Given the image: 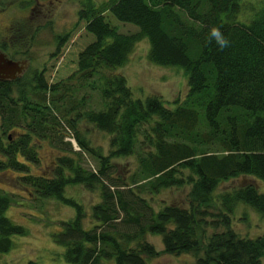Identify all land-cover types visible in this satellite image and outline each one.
<instances>
[{
  "label": "trees",
  "instance_id": "16d2710c",
  "mask_svg": "<svg viewBox=\"0 0 264 264\" xmlns=\"http://www.w3.org/2000/svg\"><path fill=\"white\" fill-rule=\"evenodd\" d=\"M237 10L238 0H105L98 7L88 2L77 11L73 28L56 36L40 69L0 79L1 130L24 128L5 140L0 134V172H19L18 184L29 186L36 197L74 209L72 218L50 231L65 262L147 264L158 251L146 235L157 233L165 253L204 250L195 264H264V234L239 238L227 230L212 234L207 244L202 239L207 218L212 227L227 224L237 203L264 219V191L255 184H264V0L247 24L233 20ZM105 11L137 31H117ZM213 26L229 47L221 50L209 42ZM143 37L149 62L179 67L186 76V97L173 108L154 95L133 98L115 71ZM84 74L97 75L102 107L79 110L78 101L68 107L67 117L60 115L74 134L76 151L63 141L66 130L55 126L62 119L54 110L64 81ZM79 119L110 135L107 155L78 136ZM32 133L62 152L49 171L30 173L28 163L38 162L29 144ZM82 152L95 158L94 169L82 166ZM131 155L133 170L111 176L110 159ZM239 176L248 181L214 193L219 183ZM73 183L98 192L87 228L81 205L63 194ZM183 185L190 186L185 206L168 203L153 210L152 194ZM10 199L0 189V254L10 249L11 235L25 234L4 215Z\"/></svg>",
  "mask_w": 264,
  "mask_h": 264
},
{
  "label": "rangeland",
  "instance_id": "374dc122",
  "mask_svg": "<svg viewBox=\"0 0 264 264\" xmlns=\"http://www.w3.org/2000/svg\"><path fill=\"white\" fill-rule=\"evenodd\" d=\"M44 1V0H42ZM105 0H50L42 7L48 9L45 13L33 12L26 15V10L19 5L20 0H12L5 9L11 7L12 12L20 24H24V20L29 19L26 23V29L23 31H35L34 38L22 45V49L18 51L2 52L12 60L20 61L28 57V62L21 74H28L33 69H40L48 60L50 52L55 46V38L73 28L77 19V11L90 2L98 7ZM1 3L6 0H0ZM263 0H238V10L233 20L238 23L247 24L253 17L256 10L260 7ZM12 6H14L12 8ZM27 18H26V17ZM21 17V18H18ZM104 18L111 26H114L119 32H134L137 27L131 23L121 22L115 19L107 11L104 12ZM5 21L0 19V31L3 30ZM24 48H28L29 52L22 53ZM148 50V41L146 38L139 39L132 51L130 52L126 62L115 69L125 78L126 85L131 91L133 98L144 100L145 97L154 95L161 99L162 103L168 108H173L176 104H181L188 92L186 76L181 68L176 66H161L151 63L147 60L146 54ZM24 74V75H25ZM61 88L62 98L57 101L54 114L60 117L71 105L81 102L79 110L98 109L102 107L98 90L97 75L76 76L75 78L64 81ZM93 87H91V85ZM62 122V123H61ZM58 126L59 131H64L67 127L62 119ZM2 121L0 118V134L2 139L8 134L11 137L24 132L23 126H12L7 133L1 130ZM22 125V124H21ZM79 137L90 147L98 150L102 155L109 153L110 135L104 131L95 128L91 123H87L83 119L77 122ZM71 133L72 130L70 129ZM30 143L35 151L38 162L35 165L28 163L30 173L39 174L41 170L49 171L52 161L58 156L59 151L53 142L48 138L38 137L30 134ZM74 136V134H73ZM63 141L70 143L72 150H79L76 142L71 143L64 135ZM75 140V139H74ZM75 157V156H74ZM17 159L25 161L20 156ZM111 163L115 167L112 168L114 175L125 176L129 174L135 165L134 156L111 158ZM80 162L83 167L94 169L96 160L87 152H82ZM112 171V170H111ZM184 175L187 170H183ZM21 173L6 170L0 172V189L11 196L10 204L4 212V215L13 223L21 225L24 235H11L12 245L6 252L0 254L1 264H26L28 261H34L37 264H71L62 258L63 248L52 242L50 231L57 230L59 221L72 218L74 209L71 206L61 203L56 199L36 197L33 190L27 185L18 184L17 176ZM248 177H237L225 180L218 184L214 193L227 190L232 186L243 184L248 181ZM257 189L264 191V184L256 181ZM189 185L181 187L162 188L151 196V205L153 210H157L164 204L178 203L182 206L186 205L187 192ZM66 198L72 199L81 205L84 213L83 226L89 227L92 223L90 217L91 205L99 200L97 190H88L83 184H68L63 189ZM148 197L147 194H144ZM207 224L204 227L203 243L207 244L212 234L222 231H232L239 238H253L264 234V219L252 208L242 203H237L232 214L228 216L227 224L219 221L216 227L210 224L211 219L207 218ZM147 240L153 245L158 254L147 259V264H195L196 259L203 255L204 250L185 251L179 254H170L163 252L161 235L157 233H148ZM103 264H113L111 261H104Z\"/></svg>",
  "mask_w": 264,
  "mask_h": 264
},
{
  "label": "flooded vegetation",
  "instance_id": "af4514ba",
  "mask_svg": "<svg viewBox=\"0 0 264 264\" xmlns=\"http://www.w3.org/2000/svg\"><path fill=\"white\" fill-rule=\"evenodd\" d=\"M11 1L12 0H6V2H0V19L5 21L3 30L0 31V51L7 50L16 52L18 49H22L24 42L25 44L27 43V45L30 43L32 38H34L35 31H23L26 29V23L29 22V19L24 20V24H20L15 17V13L10 9L11 7L5 9L4 6ZM48 1L50 0H20L19 5L23 7V11L26 10V15L33 12L42 14L48 11V9L42 7V5ZM13 7L14 6H12V8ZM27 52H29L28 48L22 50V53L26 54ZM22 60L27 63L28 57L20 61Z\"/></svg>",
  "mask_w": 264,
  "mask_h": 264
},
{
  "label": "water",
  "instance_id": "95a60500",
  "mask_svg": "<svg viewBox=\"0 0 264 264\" xmlns=\"http://www.w3.org/2000/svg\"><path fill=\"white\" fill-rule=\"evenodd\" d=\"M26 66V61H14L0 51V79H14Z\"/></svg>",
  "mask_w": 264,
  "mask_h": 264
},
{
  "label": "clouds",
  "instance_id": "9594fccd",
  "mask_svg": "<svg viewBox=\"0 0 264 264\" xmlns=\"http://www.w3.org/2000/svg\"><path fill=\"white\" fill-rule=\"evenodd\" d=\"M209 42L214 41L215 44L221 49H225L230 46V41L225 37L219 27L213 26L210 28L208 33Z\"/></svg>",
  "mask_w": 264,
  "mask_h": 264
},
{
  "label": "built area",
  "instance_id": "2783aa9c",
  "mask_svg": "<svg viewBox=\"0 0 264 264\" xmlns=\"http://www.w3.org/2000/svg\"><path fill=\"white\" fill-rule=\"evenodd\" d=\"M70 140H72V138H69Z\"/></svg>",
  "mask_w": 264,
  "mask_h": 264
}]
</instances>
